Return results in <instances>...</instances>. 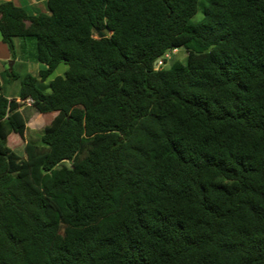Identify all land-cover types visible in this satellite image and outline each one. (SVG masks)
<instances>
[{"label": "trees", "instance_id": "obj_1", "mask_svg": "<svg viewBox=\"0 0 264 264\" xmlns=\"http://www.w3.org/2000/svg\"><path fill=\"white\" fill-rule=\"evenodd\" d=\"M46 8L0 2L1 41L41 64L0 91V264H264V0ZM28 100L57 113L33 140Z\"/></svg>", "mask_w": 264, "mask_h": 264}, {"label": "rangeland", "instance_id": "obj_2", "mask_svg": "<svg viewBox=\"0 0 264 264\" xmlns=\"http://www.w3.org/2000/svg\"><path fill=\"white\" fill-rule=\"evenodd\" d=\"M200 1L202 2L204 0ZM202 12V5L201 3H199V11L192 19L193 23H196L202 19ZM16 45L17 51L15 52V55H13V57L7 46L4 45V47H0V70L5 69L6 72V70H10V66L13 65V67H15L16 72H18L22 76L27 73L37 75L39 69L41 68V64L35 61L36 41L34 39L27 38L25 42H23V40L16 41ZM7 54L9 56V59L4 58V56H7ZM187 58L188 55L185 49L181 48L170 53V58L165 59V64L161 66L166 69L169 68L171 64L176 61L186 64ZM67 69V65L60 64L54 74L50 76L49 80L46 83H43V86L45 87V91L47 93L50 92L48 88L49 81L52 80L54 77L64 75ZM0 87L2 88L3 93L7 94L8 96H11L13 98L19 96L20 81L10 80L6 76V73L0 77ZM29 104V102H25L24 105L20 108H22L21 112L27 121V140H33L39 138L42 135L45 127L50 123L51 116L49 114L44 115L36 112L32 107L29 106ZM8 146L20 157L25 156L23 148L25 146V142L21 140L18 134H11ZM66 165L71 167L72 163H66Z\"/></svg>", "mask_w": 264, "mask_h": 264}, {"label": "crops", "instance_id": "obj_3", "mask_svg": "<svg viewBox=\"0 0 264 264\" xmlns=\"http://www.w3.org/2000/svg\"><path fill=\"white\" fill-rule=\"evenodd\" d=\"M8 1H13L15 5L25 7L26 9L31 10V12L37 13V12H47L46 8V1L47 0H0V2H8ZM5 44L1 41V36H0V47H4ZM6 46V45H5ZM5 53V52H4ZM5 59H9V56H4ZM40 70V69H39ZM5 69L0 70V77L5 74ZM0 91L3 93L2 88L0 87ZM9 98H13L11 96H8L7 94L3 93ZM18 98V97H16ZM24 105V104H23ZM30 106V105H29ZM22 110V108H20ZM51 116L50 118V123L54 120V118L57 116V113H51L49 114ZM49 123V124H50Z\"/></svg>", "mask_w": 264, "mask_h": 264}, {"label": "built area", "instance_id": "obj_4", "mask_svg": "<svg viewBox=\"0 0 264 264\" xmlns=\"http://www.w3.org/2000/svg\"><path fill=\"white\" fill-rule=\"evenodd\" d=\"M170 58V54H167L165 57H164V59H169ZM158 65L159 66H161V65H163V59H158ZM27 102H29L30 104H31V100H28ZM29 104V105H30Z\"/></svg>", "mask_w": 264, "mask_h": 264}, {"label": "water", "instance_id": "obj_5", "mask_svg": "<svg viewBox=\"0 0 264 264\" xmlns=\"http://www.w3.org/2000/svg\"><path fill=\"white\" fill-rule=\"evenodd\" d=\"M154 67L155 69L158 68V60H156V62L154 63ZM12 68H13V65L10 66V70H12Z\"/></svg>", "mask_w": 264, "mask_h": 264}]
</instances>
